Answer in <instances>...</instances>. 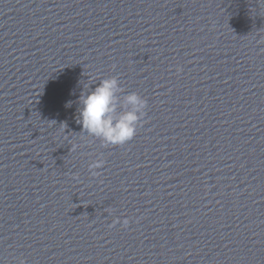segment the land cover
Listing matches in <instances>:
<instances>
[{"label":"water","instance_id":"water-1","mask_svg":"<svg viewBox=\"0 0 264 264\" xmlns=\"http://www.w3.org/2000/svg\"><path fill=\"white\" fill-rule=\"evenodd\" d=\"M110 76L148 103L104 147L76 118ZM22 260L264 264V0H0V264Z\"/></svg>","mask_w":264,"mask_h":264},{"label":"clouds","instance_id":"clouds-1","mask_svg":"<svg viewBox=\"0 0 264 264\" xmlns=\"http://www.w3.org/2000/svg\"><path fill=\"white\" fill-rule=\"evenodd\" d=\"M123 93L119 79L110 76L100 79L94 88L83 89L78 98L76 122L86 135L98 139L104 147L122 146L131 141L146 115V99L136 92ZM120 94H123L122 99ZM76 147L73 145L71 150L75 151ZM103 165L104 160L97 159L89 163L88 168L96 176L98 173L95 170ZM107 211L111 212L109 209ZM116 222L122 223L124 228L130 224L127 218ZM20 264L25 262L22 260Z\"/></svg>","mask_w":264,"mask_h":264}]
</instances>
